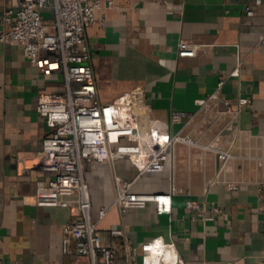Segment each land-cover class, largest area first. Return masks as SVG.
Segmentation results:
<instances>
[{
  "label": "crops",
  "instance_id": "0c3cea01",
  "mask_svg": "<svg viewBox=\"0 0 264 264\" xmlns=\"http://www.w3.org/2000/svg\"><path fill=\"white\" fill-rule=\"evenodd\" d=\"M111 1L116 7L98 11V21L86 28L103 103L144 89L152 116L169 133L182 128L172 124L173 111L196 112L198 102L217 90L234 108L241 96L252 103L242 108L233 132L225 128L230 115L217 112L223 102L185 127L204 145L235 155L217 182L211 183L219 173L216 154L187 144L177 145L163 172L138 176L129 158L90 165L95 219L114 203V173L133 182L137 193L171 192L175 177L171 214H158L153 202L124 213L113 207L99 224L103 244L117 250L116 264H127L126 242L139 258L141 244L152 238L174 242L184 264H264V193L258 190L264 179L262 8L255 6L259 14L247 16L252 0ZM3 9L0 0V16ZM180 42L190 47L182 51ZM63 80L59 72L43 74L22 45L0 42V264H90L89 257L64 249L70 210L36 203L37 182L52 177L37 162L51 133L37 104L41 94L63 93ZM227 180L240 182L239 188L229 190ZM189 200L200 202V209H189ZM214 205L223 211L214 220L197 216L210 215ZM117 227L124 236L112 234ZM69 247L74 250V240Z\"/></svg>",
  "mask_w": 264,
  "mask_h": 264
},
{
  "label": "built area",
  "instance_id": "2783aa9c",
  "mask_svg": "<svg viewBox=\"0 0 264 264\" xmlns=\"http://www.w3.org/2000/svg\"><path fill=\"white\" fill-rule=\"evenodd\" d=\"M264 16V0H252L245 7L247 16ZM116 7L111 0H4L0 16V42L22 45L26 58L43 74L59 72L63 75V93H44L39 96L38 114L51 129L43 148L37 156L38 166L52 177L37 182L36 203L39 206L68 208L71 219L64 225L66 252L87 256L90 264H116L117 250L102 242L100 222L110 209L117 207L122 213L130 208L156 204L158 214H171L175 191L172 173V191L163 193H137L133 182L114 173L115 200L111 207L103 208L95 219L87 179V168L93 164H112L129 158L138 169V176L163 172L170 158L174 159L178 144H187L216 154L219 173L211 183L219 181V174L227 162L235 158L230 149L204 145L185 131V127L198 117L205 119L224 103V110H217L219 117L229 114L225 128L234 131L244 106L250 98L241 96L238 107L232 100L223 98L217 90L198 102L196 112L173 111L172 124H182L175 132H165L159 120L152 116V106L144 89L128 92L112 102L99 99L91 51L86 41V28L98 21L97 12ZM51 11L48 16L45 11ZM104 20H102L103 22ZM264 45V33L260 36ZM180 50L190 47L180 42ZM238 73V71H236ZM229 190H237L240 182L225 181ZM264 193V179L258 182ZM200 202L189 200L187 207L197 211ZM223 211L214 205L210 215L198 212L204 220H214ZM195 216V218H197ZM115 236H124L123 227L113 229ZM75 241L74 250L69 245ZM139 258H134L132 246L125 243L127 264H184L174 242L152 238L140 246ZM17 264H23L18 261Z\"/></svg>",
  "mask_w": 264,
  "mask_h": 264
},
{
  "label": "rangeland",
  "instance_id": "374dc122",
  "mask_svg": "<svg viewBox=\"0 0 264 264\" xmlns=\"http://www.w3.org/2000/svg\"><path fill=\"white\" fill-rule=\"evenodd\" d=\"M45 13H47L48 14V16H50V14H51V11L49 10H47V11H45Z\"/></svg>",
  "mask_w": 264,
  "mask_h": 264
}]
</instances>
